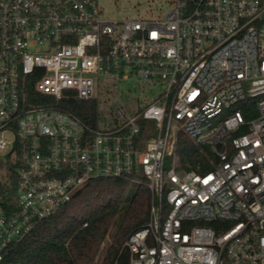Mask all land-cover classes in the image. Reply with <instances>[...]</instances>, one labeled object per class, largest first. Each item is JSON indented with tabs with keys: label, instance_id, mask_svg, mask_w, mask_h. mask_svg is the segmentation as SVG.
Instances as JSON below:
<instances>
[{
	"label": "built area",
	"instance_id": "obj_1",
	"mask_svg": "<svg viewBox=\"0 0 264 264\" xmlns=\"http://www.w3.org/2000/svg\"><path fill=\"white\" fill-rule=\"evenodd\" d=\"M165 4L113 20L99 0H0V173L8 158L17 178L0 263L89 181L119 178L152 199L130 264H264V0ZM132 80L160 90L139 105ZM73 95L97 101L93 123L57 106ZM181 133L211 170L181 167Z\"/></svg>",
	"mask_w": 264,
	"mask_h": 264
},
{
	"label": "trees",
	"instance_id": "obj_2",
	"mask_svg": "<svg viewBox=\"0 0 264 264\" xmlns=\"http://www.w3.org/2000/svg\"><path fill=\"white\" fill-rule=\"evenodd\" d=\"M57 106L87 123H93L97 116L95 100L73 95ZM179 157L181 167L188 170L213 168L210 147L194 143L184 133L180 135ZM16 182L14 173L6 181L0 173V203L14 199ZM132 185L126 179H92L56 213L39 221L0 264H130L125 241L150 220L152 202L146 185H140L130 197Z\"/></svg>",
	"mask_w": 264,
	"mask_h": 264
},
{
	"label": "rangeland",
	"instance_id": "obj_3",
	"mask_svg": "<svg viewBox=\"0 0 264 264\" xmlns=\"http://www.w3.org/2000/svg\"><path fill=\"white\" fill-rule=\"evenodd\" d=\"M99 2L103 8L104 16L113 20H125L128 17H136L138 13L146 17H154L163 14L167 7L165 0H99ZM162 4L164 6L163 9L158 10L157 8L161 7ZM150 6L152 9H149ZM147 84L148 83L146 82L140 83L134 80L120 83V88L124 99H130L134 101V103L137 102L139 105H146V103L152 100L155 94H157L160 90V88H156L146 91L145 87H147ZM208 132V130L204 131L203 134H207ZM171 139H173V137ZM9 162L10 160L7 158L6 162L2 163L5 171L1 173V175L5 181L9 179V171L11 170L10 166H7V163ZM137 188V183L131 186L129 191L130 197L136 192ZM115 227H113L112 232L114 231ZM110 241L111 238L107 239L105 245L103 246L102 252L100 254L101 260L110 244Z\"/></svg>",
	"mask_w": 264,
	"mask_h": 264
}]
</instances>
